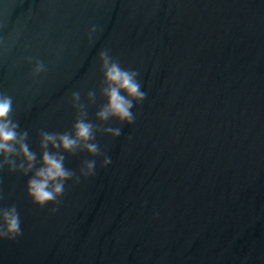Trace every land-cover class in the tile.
<instances>
[{"label": "water", "instance_id": "95a60500", "mask_svg": "<svg viewBox=\"0 0 264 264\" xmlns=\"http://www.w3.org/2000/svg\"><path fill=\"white\" fill-rule=\"evenodd\" d=\"M103 48L148 97L121 136L97 135L111 163L68 181L55 213L0 172L23 229L0 264H264V0H0V91L33 151L40 129L71 128ZM26 56L47 72L33 79ZM65 155L77 172L93 159Z\"/></svg>", "mask_w": 264, "mask_h": 264}, {"label": "clouds", "instance_id": "9594fccd", "mask_svg": "<svg viewBox=\"0 0 264 264\" xmlns=\"http://www.w3.org/2000/svg\"><path fill=\"white\" fill-rule=\"evenodd\" d=\"M97 26L88 29V39L92 42ZM99 72L101 79L98 87L89 89L84 95L80 90L70 94V103L75 110L74 122L64 132H49L40 129L39 154L31 149L29 132L20 130L19 120L14 118L13 97L0 91V172L5 168L10 173L28 176L26 195L31 202L44 208L51 204L52 213L58 211L61 198L66 191V183L79 184L96 174L97 160L103 157L101 167L111 163L97 141V135L118 138L124 125L135 123L136 114L133 108L140 106L148 97L143 89L140 72L125 68L121 61L111 54L110 49L103 48L98 52ZM33 65L31 77H39L47 72L45 62L33 56L24 58ZM97 93L103 99L95 112V121L89 119L88 109L97 103ZM115 120L119 126H112ZM86 152L93 159L81 162L78 172L65 166L66 155L77 156ZM4 199L0 194V201ZM158 215V213L156 214ZM20 213L15 204L0 206V241H16L23 235Z\"/></svg>", "mask_w": 264, "mask_h": 264}]
</instances>
